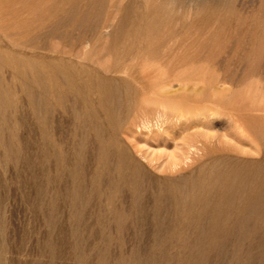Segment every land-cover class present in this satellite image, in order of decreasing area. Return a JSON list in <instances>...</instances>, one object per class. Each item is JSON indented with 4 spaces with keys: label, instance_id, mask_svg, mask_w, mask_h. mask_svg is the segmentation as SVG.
Returning <instances> with one entry per match:
<instances>
[{
    "label": "rangeland",
    "instance_id": "374dc122",
    "mask_svg": "<svg viewBox=\"0 0 264 264\" xmlns=\"http://www.w3.org/2000/svg\"><path fill=\"white\" fill-rule=\"evenodd\" d=\"M114 2H116L114 4H116V6L118 5V8L115 7L113 11L110 6L112 0H107L103 6L97 5L98 7L95 8L94 12L97 11V14L101 11L103 17L101 13L97 16L102 19L114 15V19L112 18L113 21L111 20L113 26H117V24L119 26V22L125 20L127 22L126 26L128 27V24L132 21L137 23V26L140 27V32L148 31L155 35L169 34L171 36L174 34V36H177V40H180L181 37H191L194 41H199V44L202 45L200 46L196 43L199 47L174 49L169 52L164 49H157L159 50L157 53L154 51V55H150L152 59L140 61L141 63H136L135 65H118L119 70L117 71H113L112 68H109V66L113 65L114 58L111 63L107 62L110 60H105L104 65L107 63L104 67L105 70H112V73L109 72L111 75L108 73V75L105 76L114 81V88L118 85V95L122 97L132 95L134 88L135 91L139 90L140 92L142 90L140 93H137L135 106L129 110L128 114L120 117L119 125L114 133L118 145H121L120 148L122 147L127 151L131 159L138 160L144 163L152 172L163 175L161 172L153 169V166L149 163L153 161V165L155 166L158 162H169V156L184 152L185 155L183 160L186 163L184 167L187 168L189 163H194L192 154L187 155L186 152L188 134H203L202 136L204 137L200 139L202 142L205 141V139L202 138H205L206 135L213 138L215 136V141L220 138L226 141L231 140L234 145L236 142L234 136L228 137V139L224 138L225 134L230 135L232 131H230L231 125L228 120L229 115H243V122L251 131L256 133L255 137L259 138L258 143L261 148L264 149V0H116ZM51 4H53V6ZM108 5L110 7L106 8L107 10L105 12L102 11L105 10L104 6L107 7ZM114 6L115 5H113V8ZM53 7V0H0V49L6 50L7 47L11 48L17 45H21L23 48L26 42L23 40H26L25 35L27 32L20 30L21 32L18 33L17 27L26 26L28 24L27 26H29V28H33L32 26H39L41 23H44L43 21L52 24ZM39 8L42 10L40 11ZM116 9L118 10L114 11ZM113 12H118L119 16H115ZM114 20H116V23H114ZM6 27L10 28V31L4 32L3 28L6 29ZM49 31V29L44 30L39 37L37 36L39 39L37 38L36 40L40 45L35 42V44H37L35 45L36 49H25L24 46L22 50H18V53H13L17 57H27L31 60V63L25 66L26 70L33 74L36 70H42L44 68L41 66L42 62L50 61L56 63L65 62L67 65L74 64L79 68L86 64L84 58L91 53L90 47L88 48L85 46L84 48V46H82V48H75L72 51L70 47L67 48L69 46V41L67 44V41L61 42L60 40L51 39L47 36L48 34L46 35ZM15 32H17V34ZM32 32L35 31H31V33ZM35 34H37V32H35ZM106 35L107 38L105 37V40H108L109 33ZM196 37H199V39ZM208 43L212 44L209 46L210 49L207 46ZM9 50L12 51L11 49ZM72 53L74 55H72ZM172 53L174 54V60L171 57ZM120 54L121 52H118L119 58L121 56ZM169 54L171 56H169ZM155 55H158V57L154 58L156 57ZM160 56L161 58H159ZM165 56H169L170 59L172 58V61L169 58V60L167 59L169 62L176 63L171 65L172 63L168 62V64L167 61L164 62L165 64L157 62V60H166L167 57ZM178 56L181 59H179ZM181 56H183V58ZM178 60L181 62H178ZM210 61H212V63H210ZM177 62L180 63V65ZM28 67L30 70L33 67V71H30ZM148 67H150L149 70L147 69ZM183 73L197 80L196 84H198V89L205 88L206 86L208 87L211 83H217L216 88L218 90L214 96H211L210 90L207 91L206 94H199L196 96L198 101H202L200 104L201 106H210L216 110L212 109L214 110V115L212 117H210L211 111L204 112L203 116L197 118L199 121L196 120V126L191 129L189 133L182 132L184 130L182 126L185 125L184 121H177L170 114L165 117H159L156 114L155 108L141 104L143 103V99L147 100L152 95V90L149 88V83H151L149 80L153 81L157 78V80H159L164 77H168L167 79L170 77V79L173 80L174 76ZM1 75L5 80L7 79L6 82H11L16 85L15 92L19 94V89L22 85H20L21 82L18 80L13 81V73L9 71L8 73H1ZM150 76L156 78H151ZM65 78L67 80L64 79V81L66 80L68 82L69 77L67 74H65ZM67 82H63L64 84L62 83L58 86L64 87L69 93V101H65V103H63V101L61 103L59 102V105L54 98L48 100L47 105L56 106L53 107L56 110L55 114L52 113L54 115H51L53 121L50 119L48 131L51 133L52 141L55 142L56 145L59 144L61 146L60 154L62 157L71 158L73 154V144L85 138V133L81 128L82 123L80 124V121L85 118L82 99L86 95L85 91L87 90H85L84 87L72 88V90L68 85L69 82ZM118 82H125L127 86L130 83L129 87L132 89L129 87L125 89V86H122L121 83ZM174 85L176 86L177 83H174ZM32 88L34 92L39 94L38 86L32 85L31 89ZM68 89H70V91ZM128 90H131L132 93L131 91L127 93ZM70 92H72V96H70ZM92 97L96 101V95ZM213 97L220 100L217 106L212 105L210 102ZM37 99L40 102L41 99ZM14 100L15 104L18 103L15 109L7 108L6 111L8 115L14 114V116L21 121L7 134L8 136L10 135L9 138L6 135V139L8 138L7 140L14 141V144H12L15 150L14 156H12L10 161L5 165L0 162V236L2 235V238L0 237V240H2L0 241V264H157L158 262V264H182V262L183 264H191L189 259L190 255H188L189 250L199 249L201 247L200 245L196 243L184 244V242H182L183 240L175 237L173 238V232H169L168 237L166 236V238L161 241L156 240L153 238L155 234L153 226V229L150 228L151 225L147 226V228L143 227L140 229V232L138 227L132 225L133 223L130 219L127 225L122 228L112 224V207L106 200L108 199L106 195L109 194L114 197L115 194L108 193V191L105 193L106 195H102L99 200H92L93 205L96 200L98 203L101 202L102 207L100 211L105 209V212L104 210L98 212V209L92 211L93 208H87L85 211V214H87V216L89 215L86 218L87 222L79 223L77 222L78 220L75 219V221H73L70 206L71 201L63 198L65 195L64 191H62L65 190V193H69L71 182H68L66 186H64V184L53 183L51 180L47 179V177H57V170L60 169H62L68 177L70 166L65 164V162L63 163V161L60 163L61 160L56 161L54 157H52L49 164L48 162L42 161L40 158L36 161L38 155L41 154L40 148L41 142H43L39 125L40 122L38 120L39 115L38 117L36 116L34 110L35 105L32 104L28 95L19 94ZM72 103H74V105H72ZM70 106L75 107V110H77L75 111L76 114L79 115L80 119H83H79L75 122V113L72 115V111L69 110L71 108ZM13 110H16V113H12L14 112ZM77 127L79 129H77ZM108 130L105 133L106 136L110 134ZM159 130L166 132L167 138L170 139L167 144L162 143V141L160 142V137H158L159 142L154 141L160 133ZM260 132L263 134H260ZM75 134H78V137L74 142L73 138ZM90 137L95 141V136L92 135ZM172 138H175L176 141L172 142ZM47 143H49V140ZM175 144H177L180 149H176ZM198 146L201 145L199 144ZM252 147L254 150L258 151L256 146L251 143H246L241 147L242 156L244 158H259L258 152H254ZM5 150V147L0 146V156H3L2 153L5 154ZM194 152L196 153V151L193 150V153ZM200 153L201 152H199V154ZM235 154L237 153L235 152ZM195 156L197 157L198 153H196ZM25 159H30V161L28 162ZM159 159L160 161H158ZM196 165L188 168L186 173L195 169ZM36 168H39V170ZM39 188L44 191L47 190L41 194V197L37 196L39 194ZM59 194L61 198H59ZM48 217L51 219H48ZM89 217H91L90 220L93 222L89 220ZM138 233H145V235L141 236V239H139V237H137ZM3 234H5L4 237ZM142 237L144 238L142 239ZM176 240L180 244L177 243ZM7 241L8 243H6ZM229 243L230 244L227 243V247H225L226 252L228 251L227 253H230L234 247L231 245V242ZM248 243L246 242L242 245L241 252L244 253V251H246ZM183 244L186 245L188 249L186 246H183ZM202 248H209L208 242H204ZM228 249H231V251ZM255 249L257 248H254L251 254L257 257L256 255L259 254V250ZM160 253L161 255H159ZM211 253H214V256ZM211 253L209 258H207L206 264H218V262L219 264H226V262L227 264H236L231 259V254L221 259L216 255L215 250H212ZM184 254L187 256H183ZM154 256H156V260L153 259ZM257 258L259 259V255ZM244 260L243 257L241 263ZM243 263H245V261Z\"/></svg>",
    "mask_w": 264,
    "mask_h": 264
},
{
    "label": "bare ground",
    "instance_id": "6f19581e",
    "mask_svg": "<svg viewBox=\"0 0 264 264\" xmlns=\"http://www.w3.org/2000/svg\"><path fill=\"white\" fill-rule=\"evenodd\" d=\"M106 1L107 0H53V16L51 15L53 18V21H51L52 24L43 21L44 23H41L39 26H32L31 23L33 28H29L26 22V26L23 25L17 27L18 30L16 29L18 33L21 32L20 30L27 32L25 35L26 40H23L26 41L24 44L25 49H36L35 45L39 44L36 39L42 34V31L48 29L50 31L46 33V35L48 34L47 36H49V38L60 40L61 42L67 41V44L69 41V46L67 48L70 47L72 51L75 48H82V46H84V48L85 46L88 48L90 47L91 53L85 56L84 61L86 64L81 66V68L74 64L67 65L65 62H58V64L50 61L42 62L41 66L44 68L42 70H36L31 74L25 68L26 65L31 63V60L27 57L20 58L13 54L18 53L24 46L23 48L21 45H17L11 48L7 47L6 50L0 49V146L6 149L4 151L5 154L2 153L3 156H0V162L5 165L10 161L11 157L14 156L15 150L12 145L14 141L7 140L10 136L7 134L21 121L14 116V114L8 115L6 109H15L18 103L15 104L14 98L19 94H26L30 97L32 104L35 105L34 110L36 116L38 117L39 115L38 120L40 122L41 138L43 140L40 148L41 154L38 155L36 161L40 158L42 161L48 162L49 164L52 157H54L56 161L61 160L60 163L63 161V163L65 162V164L70 166L68 177L66 176L67 174L60 169L57 170V177H47V179L51 180L53 183L64 184V186H66L68 182H71L69 193L67 192L68 195L65 193V190L62 191H64L65 195L63 198L71 201L70 206L73 221L78 220L77 222L79 223H85L86 218L89 216L85 214L87 208H93L92 211L98 209L99 212L102 207L101 202L98 203L96 201L108 191V193L115 194L114 197L105 194L106 197H108L106 200L112 207L111 212L113 213V217L112 220L110 219L112 224L122 228L127 225L130 219L133 223L132 225L138 227L140 232V229L143 227L147 228V226L151 225L150 228L153 229V226L155 229L153 238L156 240L161 241L166 238V236L168 237L169 232H173V238L175 237L183 240L182 242H184V244L196 243L200 245L201 247L199 249L197 248L198 250H191L189 247L190 250L188 255H190L189 259L191 264H206L207 258H209L212 250H215L216 255L221 259L231 254L230 257L236 264H264V149H262L258 143L259 138L255 137L256 133L251 131L243 122V115L236 116L234 114L235 116H228L231 125L230 131H232L230 135L225 134L224 138L228 139V137L234 136L236 138V142L234 143L235 147L231 140L226 141L220 138L215 141V136L213 138L205 135V138H202L205 139V141L202 142L200 139L204 137L202 136L203 134H188L186 152L187 155L192 154L194 163H189L187 168L184 167V165H186L183 160L185 155L184 152L169 156V162L159 163V159L155 166L153 165V161H151L149 164L153 166V169L161 172L163 175H158L152 172L144 163L131 159L127 151L122 147L120 148L121 145H118L114 133L119 125L120 117L128 114L129 110L135 106L137 93H140L142 90L140 92L139 90L135 91L133 87L134 92L132 95L122 97L118 95V85L116 86L117 89L114 88V81L108 79L109 77L106 78L105 75H108L112 70H119L118 65H135L136 63H141L140 61L152 59L150 55H154V51L157 53V51H159L157 49H164L168 52L174 49H190L198 46L196 43L199 44V41L196 42L191 37H181L180 40H177V36H174V34L171 36L169 34L155 35L148 31L140 32V27L137 26V23L131 21L127 27V22L122 19H120L122 22H119V26L118 24L117 26H113L112 18L114 15L112 14L115 12L111 14L112 16L103 19L97 16L100 15L101 11L97 14V11L94 12L95 8L98 7L97 5L103 6ZM114 1L116 0H112V3H110L112 11L115 7L118 8V5L116 6V4H114L116 2ZM51 5L53 6V4ZM113 5H115L114 8ZM110 6H104L105 10L102 11L105 12L107 10L106 8ZM40 8L39 10L41 11L42 9ZM117 10L118 9L114 11ZM116 13L115 16H119L118 12ZM101 16L103 17V14ZM114 21V23H116V20ZM9 29L10 28L6 27V29L3 28V31H10ZM31 31H35L37 34H35V32H32L34 33L32 34ZM17 32L15 33L17 34ZM108 33L109 41L105 40L107 38L106 34ZM196 38L199 39V37ZM35 42L37 44H35ZM209 44L210 43L207 45L208 47L212 45ZM199 45L202 46L201 44ZM118 52H121L120 58L118 57ZM72 55L74 54L72 53ZM171 55L169 54L174 60V54L172 53ZM161 56L159 58H161ZM169 56H165L167 57L166 60H157V62L165 64L164 62L167 61L168 63L170 59ZM179 56L178 58L181 59ZM157 57L158 55L154 58ZM181 57L183 58V56ZM172 58L170 59L171 61ZM112 59L113 65L110 64L111 66H109L112 70L106 71L104 68L107 64L104 65L105 60L111 63ZM171 61L169 63H172ZM178 62L181 61L178 60ZM174 63L176 62H173L171 65ZM210 63H212V61H210ZM178 64L180 65V63ZM32 68L30 70L28 67L30 71H33L34 68ZM149 68L150 67L147 69L149 70ZM9 71L13 73V81L18 80L21 82L20 85L22 86L19 89V94L15 92L16 85L11 82H6L7 79L5 80L1 75V73H8ZM65 74L69 77V83L66 81ZM164 78L159 80H157V78L153 81L149 80V82H151L149 83V88L152 90V95L147 100L143 99V103L141 104L155 108L156 114L159 117H165L170 114L177 121H184L185 125L182 126L184 129L182 131L183 133H189L191 129L196 126V122L199 121L197 118L203 116L204 112L211 111L210 117L214 115L213 111L216 109L210 106H201L200 104L202 101H198L196 96L199 94H206L209 90L211 96H214L218 91L216 88L217 83H211L208 87L206 86L205 88L198 89V84H196L197 80L184 73L177 74L173 77V80H171L170 77V80L167 79L168 77ZM64 79L66 80L64 81ZM63 82H67L71 89L84 87L85 90H87L85 91L86 95L81 92L85 95L82 99L85 118H81L83 120L80 121V124L82 123L81 128L85 133V138L75 142L79 133L77 135L75 134L73 138L75 144H73V154L71 158L62 157L60 154L61 146L59 144L56 145L55 142L52 141L51 133L48 131L51 115H54L56 110L53 108L56 106L47 105L48 100L54 98L58 101H56L57 104L62 101L63 103L69 101V93L64 87L63 89L58 86ZM125 82L118 83H121L122 86H125V89H128L130 83H127V86ZM174 83H177V85L175 86ZM32 85L38 86L39 94L34 92L33 88L31 89ZM68 90L70 91V89ZM130 91L128 90L127 93H130ZM71 93L72 92H70V96H72ZM94 95L97 97L96 101L92 97ZM37 98L41 99L40 102ZM211 100L210 102L214 106H217L220 101L214 97ZM72 105H74V103H72ZM16 110H13L14 112L12 113H16ZM69 110L72 111V115L75 113L74 120L77 122V120L80 119L79 115L75 112L77 110H75V107H71ZM77 129L79 128L77 127ZM107 130L108 133L110 132L109 136L105 135ZM159 132L157 139H154V141L159 142L158 137H160V142L162 141V143L167 144L170 139L167 138L166 132L161 130H159ZM261 133L262 132H260V134ZM6 135L8 137L7 139ZM92 135L95 136V141L91 139L90 136ZM48 140L49 143H47ZM171 140L172 142L176 141L175 138ZM246 143H251L256 146L258 151L254 150L253 147L252 149L254 152H258L259 158L249 159L242 156L241 147ZM199 144L201 146H198ZM175 148H179L177 144H175ZM193 150L198 153L197 157L195 156L196 153H193ZM199 152L201 153L199 154ZM235 152L237 154H235ZM25 160L28 162L30 161V159ZM193 165H196L195 169L186 173V170ZM36 169L39 170V168ZM45 191L39 188V194L37 196L41 197V194ZM58 196L61 198L60 194ZM93 199H97L94 205L92 204ZM102 210L105 212V209ZM51 218L48 217V219ZM90 218L91 217H89V220ZM90 221L93 222L92 220ZM4 235L5 234H3V237ZM143 235H145V233H138L137 237L141 239ZM0 237L2 238V235ZM144 237H142V239ZM204 242H208L209 248H202ZM229 242H231V245L234 247L232 251L228 249L231 252L227 253L228 251L226 252L225 247H227V243L230 244ZM246 242H249L248 248L243 253L241 252L242 245ZM6 243H8V241ZM184 244L183 246H186ZM254 248L259 250V259L257 258L258 255L255 257L251 254ZM159 255H161V253ZM212 255L214 256V253ZM183 256L186 257L187 255L184 254ZM155 257L156 256H154L153 259H155ZM243 257L245 263H243L244 261L241 263Z\"/></svg>",
    "mask_w": 264,
    "mask_h": 264
}]
</instances>
